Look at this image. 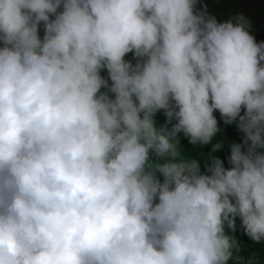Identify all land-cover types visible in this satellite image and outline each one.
I'll use <instances>...</instances> for the list:
<instances>
[{
	"label": "clouds",
	"instance_id": "9594fccd",
	"mask_svg": "<svg viewBox=\"0 0 264 264\" xmlns=\"http://www.w3.org/2000/svg\"><path fill=\"white\" fill-rule=\"evenodd\" d=\"M248 27L198 0H0V264H257L231 234L264 242ZM214 110L243 133L227 168ZM178 133L212 143L204 172Z\"/></svg>",
	"mask_w": 264,
	"mask_h": 264
},
{
	"label": "rangeland",
	"instance_id": "374dc122",
	"mask_svg": "<svg viewBox=\"0 0 264 264\" xmlns=\"http://www.w3.org/2000/svg\"><path fill=\"white\" fill-rule=\"evenodd\" d=\"M199 5H205L207 12L214 15L218 21L226 20L234 17L238 13H242L249 21L248 31L253 35L255 41H264V0H198V7ZM42 33L43 31L40 30L39 35H43ZM125 58H129L128 60L131 58L130 61L135 63V59L131 52L126 54ZM100 74L105 79H108L106 69H102ZM110 83L109 81V84ZM101 91H105V89L101 88ZM109 95L111 96L112 94L109 93ZM241 114H243V108L241 109ZM213 115L216 117L218 127L221 129V131L213 137V141L214 143L216 141H221L222 147L211 154L220 158L227 168L230 167L227 161L230 144L240 143L243 133L233 126V124L236 123L235 121L231 124H225L218 110H214ZM154 118L157 125L164 123L166 119L162 110L158 111ZM172 123H175V120H173ZM168 126L170 127L171 124ZM178 137L179 143L185 150L184 154L192 158H197L201 166V171L204 172V166L209 162L206 159L208 154L206 153L207 149L200 148L198 154H195V150H193L194 146L189 143L187 137H185L183 133H178ZM245 236L247 235L244 234V237Z\"/></svg>",
	"mask_w": 264,
	"mask_h": 264
},
{
	"label": "trees",
	"instance_id": "16d2710c",
	"mask_svg": "<svg viewBox=\"0 0 264 264\" xmlns=\"http://www.w3.org/2000/svg\"><path fill=\"white\" fill-rule=\"evenodd\" d=\"M40 30L43 31L42 22H41V25L39 27V33H40ZM40 36L42 37L43 35H40ZM130 60H131V58H130ZM233 126L236 127V123L233 124ZM212 143H214V141H212ZM212 143L196 147L195 148V154L196 153L198 154V152H199L198 150L200 148H206L207 149L206 153H209L210 150H211V147H212ZM235 224H236L235 231L231 232V234L236 237V239L240 242V244L242 246L241 255H243L245 258H247L251 254L255 253L257 255V257H258L257 264H264V242H254L248 236L244 237L245 233H244L243 228H242V226L240 224L239 217L235 218ZM225 231L226 232L229 231L227 229V227H225ZM228 264H234V262L230 260L228 262Z\"/></svg>",
	"mask_w": 264,
	"mask_h": 264
}]
</instances>
